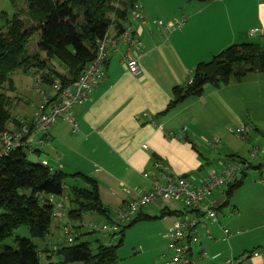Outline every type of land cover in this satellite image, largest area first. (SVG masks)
Returning <instances> with one entry per match:
<instances>
[{
	"label": "crops",
	"instance_id": "obj_1",
	"mask_svg": "<svg viewBox=\"0 0 264 264\" xmlns=\"http://www.w3.org/2000/svg\"><path fill=\"white\" fill-rule=\"evenodd\" d=\"M137 4L146 22L129 17L137 43H125L114 28L110 29L118 43L108 48L105 80L92 90L87 103L73 109L78 131L60 120L44 136L33 135V155L38 161L55 168L61 165L69 176L88 175L98 184L101 203L110 211V218L85 214L79 236L86 234L87 225H97L94 223L100 219L106 221L103 223L113 221L114 214L117 217L129 202L148 192L150 183L143 175L156 174V161L163 162L174 175L189 176V181L197 185L209 171V161L205 167L204 160L212 150L219 149L231 162H249L250 146L242 141L254 145V140L264 133L261 73L250 74L239 83L208 85L201 96L186 98L169 108L174 90L185 87L197 65L209 62L233 45L264 43V0H137ZM154 20L164 25L153 24ZM179 24L180 29H165ZM134 55L141 70L139 76L129 73L124 65L126 58ZM51 64L59 67L56 61ZM58 71L66 75L62 67ZM34 113L13 121L14 127L7 131L16 130L22 120L30 121ZM241 126L250 129L245 140L233 136ZM41 138L44 146L36 143ZM214 138L221 144L212 149L208 142ZM251 149L254 154L250 158H257L255 148ZM250 166L242 184L230 195L228 190L218 189L204 201L203 206L215 209L216 220L206 218L200 210L184 211L175 203L158 201L140 210L130 223L139 216L152 219L135 225L162 218L164 240L168 241L165 262L171 257L166 237L169 229L178 220L194 217L199 223V244L192 245L191 254L196 264H224L238 257L244 264H264V165L254 168L259 179L253 173L247 183L244 178L253 167ZM242 176L240 173L237 179ZM69 178L73 185L85 186L80 179ZM67 193L54 198L66 209L70 207ZM222 208L226 212L224 219L219 217ZM179 211L184 213L172 214ZM66 217L61 215L55 228L61 230L68 221ZM224 229L233 231L228 239ZM48 237L49 242L54 238L51 230ZM53 245L55 249L58 244Z\"/></svg>",
	"mask_w": 264,
	"mask_h": 264
},
{
	"label": "trees",
	"instance_id": "obj_2",
	"mask_svg": "<svg viewBox=\"0 0 264 264\" xmlns=\"http://www.w3.org/2000/svg\"><path fill=\"white\" fill-rule=\"evenodd\" d=\"M135 3L137 0H26L27 11L16 14L8 20L5 30H0V132L7 131L6 125L13 121L7 92L14 90L10 77L15 71L22 70L31 75L32 70L41 73L47 69L64 84H71L95 58L98 40L111 28L115 29L116 36L123 32V24L129 21ZM21 15H25L27 20L21 19ZM33 38H36V52H30L29 48ZM52 61H57L66 75L60 73ZM253 73L264 76V43L233 45L209 62L197 65L185 87L174 90L175 98L169 108L186 98L201 96L208 85L220 87L239 83ZM45 84H51L47 77ZM239 162L243 165V176L227 186V195L242 184L243 177L251 168L250 162ZM67 177L80 179L85 185L74 184L67 193L70 207L66 218L74 228L73 243L66 242L52 249L47 264H115L118 261L120 245H106L101 239H96L92 250V242H78V230L84 228L85 214L110 218V211L101 203L97 182L88 175L69 176L63 170H51L41 161L32 162L28 151L18 147L0 156V264H42L41 253L30 239L15 236L13 244L4 243L20 227H27L32 238L44 241L49 236L54 214L50 198L66 196ZM179 213L184 212H172ZM150 219L139 216L128 226L121 227L119 243L126 229L140 220ZM53 257L58 261L52 262ZM238 263L244 262L238 260Z\"/></svg>",
	"mask_w": 264,
	"mask_h": 264
},
{
	"label": "built area",
	"instance_id": "obj_3",
	"mask_svg": "<svg viewBox=\"0 0 264 264\" xmlns=\"http://www.w3.org/2000/svg\"><path fill=\"white\" fill-rule=\"evenodd\" d=\"M131 20H138L145 24L140 15V6L135 3L134 9L131 13ZM153 24L163 26L162 21L154 20ZM150 24V23H148ZM182 24L177 27H167L166 31L170 32L172 29H180ZM131 28L130 21L123 24V32L120 34V39L129 45L136 42V35ZM115 36L108 32L100 40H98V48L95 58L84 68L79 77L71 84H64L60 79L55 78L53 74L48 71L37 73L35 70L31 71L36 92L42 96V101L36 109L32 119L20 121L18 128L12 132H0V156L9 154L12 150L22 147L28 151V154L35 153L34 136L42 134L44 136L49 128L56 122L62 120L72 125L73 131H78V126L73 119V109L77 106H82L89 100V95L92 90L103 82L106 78L105 66L107 63L108 48L117 45ZM125 68L134 76L141 74L140 67L137 62V57L128 56L125 60ZM51 81L50 93L45 95L41 90V86L45 84V78ZM250 129L248 126H241L237 128L234 133L241 139L245 140ZM40 146H44V138L36 142ZM220 139L214 138L208 142L210 148L215 149L220 145ZM146 148V146L144 147ZM46 166V162L42 161ZM51 170H62V166L55 168L52 166ZM156 174L149 175L144 173V178L150 183V190L146 193L138 195L137 198L129 202L126 207L117 213L116 221H110L102 225H87L89 231L95 235L104 238L106 245H109L107 237L116 235L122 225L131 217L135 216L140 210L155 202H162L165 204L182 203L185 211L200 210L204 216L211 220L217 219L215 209L203 206L204 201L213 195L214 191L228 186L237 180L242 171L243 165L241 162H231L229 160L223 162L220 171L209 170L207 175L203 177L199 184L195 185L188 178L174 175L170 172L168 166L163 162H155ZM50 203L54 206L53 221H57L61 215H67V209L64 204L54 202V198H50ZM198 220L194 217H186L182 220L176 221L169 229L166 237L169 240V250L171 257L167 259L165 264H196L192 259V245L199 244V237L197 235ZM62 232L67 244L73 243L74 228L71 222L67 221L62 226ZM226 239L230 236L228 229L223 230ZM206 253L202 252V256L206 257ZM258 257V253L252 254ZM224 264H244L238 263L233 258L227 260Z\"/></svg>",
	"mask_w": 264,
	"mask_h": 264
},
{
	"label": "rangeland",
	"instance_id": "obj_4",
	"mask_svg": "<svg viewBox=\"0 0 264 264\" xmlns=\"http://www.w3.org/2000/svg\"><path fill=\"white\" fill-rule=\"evenodd\" d=\"M26 7H27L26 0H0V30H5L8 20H12L16 14H21V11L26 12L27 11ZM21 19L25 21L27 20V17L23 15ZM29 48L31 50L30 52L36 50V38H33L30 41ZM56 68L58 69V67ZM256 75L258 74L256 73ZM10 78L14 87L13 91L7 92V96L11 100V107H10L11 120L19 121L21 118L30 117V115L34 113L33 111H35V109L38 108L40 102L42 101V96L36 92V87L34 86L33 78L28 73H25L22 70H17L11 75ZM41 90L44 92L45 95H48L50 93V87L47 84H43L41 86ZM13 121H10L6 125L8 130H11V128L14 127ZM233 136L238 139L240 138L238 135L235 134ZM242 142L249 145L250 146L249 151H251L250 153L249 152L247 153V156L250 159L249 162L250 163L252 162L251 164L253 167L251 170H249L247 179L244 178V180H247V183H250L251 174L256 173L258 176V171H256V169L254 168L261 164L262 166L264 165V133L259 134L257 141L254 140L255 142L254 145H252L249 141H245V142L242 141ZM251 146L255 148V154L257 158H250V155L254 154L253 149H251ZM210 153L211 156L205 157L206 158V160H204L205 167L207 166L208 164L207 162L209 161L208 170L220 171L223 162L227 160L226 158L227 156L223 155V153L219 149L212 150ZM29 159L32 162L38 161V158L33 154H29ZM65 185H67V192L69 193L70 186H73V183L71 182V179L69 177H67V179L65 180ZM221 189H224L225 192L226 190H228L227 186L226 187L224 186ZM175 204L178 205L179 208L181 207L182 210L185 209L182 203H175ZM220 210L221 211H219V217L224 219L225 217L223 216H226V212H224V208ZM158 217L160 218V216ZM112 220L116 221L115 214L113 215ZM134 220H132V222ZM103 222L106 221L100 219L99 223H94V224L97 225L105 224ZM54 223L56 224V222L53 221V225ZM129 223L130 220L126 221V223L122 225V229L123 227L128 226ZM53 225L51 227V232L53 233L54 238L50 240V242L48 241L50 239L49 237L46 238L44 241L36 238H32L27 227H20L19 229H17V231H15L14 236L11 239L5 241L4 244L6 245L13 244V239L15 236H20L22 238L30 239L38 247L41 253V263L47 264L49 262L48 255H51V252H47V250L48 249L52 250L54 247L53 244H58V245L66 244L62 229L59 230L55 228V225L54 226ZM164 229H165V225L162 222V218H161L157 222L154 221L152 223H143L138 225L134 224L131 228L125 230L124 238L122 239L121 243H119L121 241V237L119 233H117L114 236L107 237L106 240L109 241V244H111L112 246L120 245L117 250L118 261L115 264H163L165 262V258L163 257L164 253L168 252L167 251L168 241L164 240ZM85 230H86L85 237L80 236L78 242L90 241L92 242L90 244V248L94 250L95 243H93V241L96 239H100L99 238L100 236L95 234H90L91 232L87 227ZM231 233H233L232 230ZM231 245L233 250L235 246H233L232 243ZM44 250L46 251L44 252ZM235 260L238 261L240 259L238 257ZM57 261L58 258L53 257L52 262H57ZM69 264H82V263L76 262Z\"/></svg>",
	"mask_w": 264,
	"mask_h": 264
},
{
	"label": "bare ground",
	"instance_id": "obj_5",
	"mask_svg": "<svg viewBox=\"0 0 264 264\" xmlns=\"http://www.w3.org/2000/svg\"><path fill=\"white\" fill-rule=\"evenodd\" d=\"M95 51H96V50H95ZM78 77H79V76H78ZM76 79H77V78H76ZM59 172H60V171H59ZM58 222H59V221H58ZM58 222H57V223H58ZM59 225H60V223H59ZM63 225H64V224H63Z\"/></svg>",
	"mask_w": 264,
	"mask_h": 264
}]
</instances>
